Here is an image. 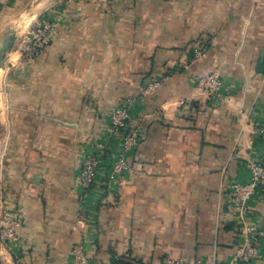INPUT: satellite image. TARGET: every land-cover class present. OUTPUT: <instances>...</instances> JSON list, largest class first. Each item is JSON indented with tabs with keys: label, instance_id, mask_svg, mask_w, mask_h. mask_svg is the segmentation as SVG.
Here are the masks:
<instances>
[{
	"label": "crops",
	"instance_id": "1",
	"mask_svg": "<svg viewBox=\"0 0 264 264\" xmlns=\"http://www.w3.org/2000/svg\"><path fill=\"white\" fill-rule=\"evenodd\" d=\"M44 15L61 24L26 60L22 40ZM199 46L208 51L195 61ZM208 72L227 83L217 98L198 86ZM158 75L132 110L130 169L110 181L120 149L110 112ZM261 121L264 0H0V264H71L81 239L90 264H227L243 223L264 230V195L247 213L228 203L261 156ZM95 142L111 152L84 190L80 163ZM8 214L21 218L14 242Z\"/></svg>",
	"mask_w": 264,
	"mask_h": 264
},
{
	"label": "built area",
	"instance_id": "2",
	"mask_svg": "<svg viewBox=\"0 0 264 264\" xmlns=\"http://www.w3.org/2000/svg\"><path fill=\"white\" fill-rule=\"evenodd\" d=\"M62 16L44 15L34 22L22 40V55L26 60L38 58L53 40L57 27L61 24ZM208 47L199 46L194 49V60L203 59ZM163 75L142 81L134 94L126 96L114 106L109 115V133L111 137L119 138L120 149L110 160L107 169L109 180L118 179L130 169V157L140 142L137 129L131 127L132 110L141 100L153 95L164 81ZM198 86L210 97L217 98L227 87L225 79L217 72H208L198 81ZM180 106L189 115L195 113L194 102L182 98ZM256 134L261 143V156L249 161L250 174L246 182H234L230 186L228 203L232 209L241 213L250 210L251 202L259 194L264 195V121L256 123ZM92 152L83 154L78 174L77 185L89 190L97 182L98 172L111 150L103 143L95 142ZM5 238L10 242L18 239L17 229L21 225L19 215L8 214L5 220ZM264 230L255 223H243L241 243L227 264H254L260 257ZM71 264H90L86 254L84 241L75 243L70 252ZM160 264H202L185 257L166 256Z\"/></svg>",
	"mask_w": 264,
	"mask_h": 264
},
{
	"label": "trees",
	"instance_id": "3",
	"mask_svg": "<svg viewBox=\"0 0 264 264\" xmlns=\"http://www.w3.org/2000/svg\"><path fill=\"white\" fill-rule=\"evenodd\" d=\"M114 264H116V263L114 262Z\"/></svg>",
	"mask_w": 264,
	"mask_h": 264
}]
</instances>
